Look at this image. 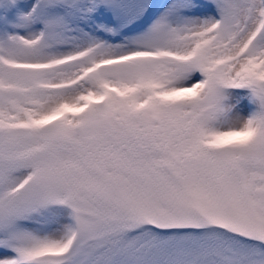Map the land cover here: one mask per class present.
<instances>
[{"label": "snow or ice", "instance_id": "snow-or-ice-1", "mask_svg": "<svg viewBox=\"0 0 264 264\" xmlns=\"http://www.w3.org/2000/svg\"><path fill=\"white\" fill-rule=\"evenodd\" d=\"M0 264H264V0H0Z\"/></svg>", "mask_w": 264, "mask_h": 264}]
</instances>
